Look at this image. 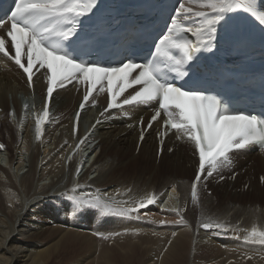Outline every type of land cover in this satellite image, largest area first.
Instances as JSON below:
<instances>
[{"label": "bare ground", "instance_id": "6f19581e", "mask_svg": "<svg viewBox=\"0 0 264 264\" xmlns=\"http://www.w3.org/2000/svg\"><path fill=\"white\" fill-rule=\"evenodd\" d=\"M1 59L0 109L4 112L0 113V161H4L1 153L6 152L8 163L0 165V264H61L68 262L67 254L83 256L79 264H264V247L247 246L236 239L253 227L264 230V186L254 180L264 174L261 157L236 154L238 165L213 178L238 174L237 182L210 185L212 197L199 189L192 203L194 143L180 138L174 154L165 151L159 162L155 136L149 135L136 154L137 132L125 128L138 122L121 118L117 125L108 131L101 128L76 149L85 134L80 131L78 143H74L73 116L67 113L72 94L52 101V112L59 117H53L56 121L47 135L37 141L31 113L41 107L42 86L37 83L32 89L14 63ZM19 91L33 96V108L20 101ZM9 94L13 95L16 121L10 115ZM99 106V113L107 107L103 98ZM142 114L139 111L136 118ZM62 124L65 130H59ZM93 141H98L99 150H93L94 160L87 166L84 152ZM180 146L186 148L177 151ZM72 154L70 179L65 184V167ZM25 164L27 173L23 171ZM84 166L87 168L80 175ZM247 182L250 189L242 192ZM140 193L141 197H136ZM147 195L154 197L155 203L148 205L149 212L141 222H136L133 214L127 219L93 208L76 210L72 203L74 199L99 197L111 207L125 209ZM155 204L164 206L165 211L161 213ZM191 208L197 210L191 215L192 221L203 219L193 226L184 225ZM213 218L219 223L231 220L228 230L203 232L199 228L200 223L212 222ZM159 222L162 228L155 227ZM192 227L198 230L195 241ZM103 257L108 260L104 262Z\"/></svg>", "mask_w": 264, "mask_h": 264}, {"label": "snow or ice", "instance_id": "6c2138e0", "mask_svg": "<svg viewBox=\"0 0 264 264\" xmlns=\"http://www.w3.org/2000/svg\"><path fill=\"white\" fill-rule=\"evenodd\" d=\"M96 8L97 0H14L10 14L0 16V30L6 32L15 55L9 54L2 33L0 54L23 70L29 87L33 85L34 68L47 72V96L42 116L36 119L37 140L43 134L42 126L49 121V103L54 100L57 84L66 87L75 80L87 86L81 110L96 91L106 92L109 96L105 111L152 102L158 104L147 128L163 115L165 129L176 130L181 134L178 138L186 137L194 143L199 154V169L191 189L193 201L197 200V186L202 177H212L230 163V152L251 145L264 150V115L230 110L217 95L177 83L190 78V66L197 54L212 49L218 26L230 14L243 11L264 25V4L259 0H187L186 5L180 0L166 31L154 42L155 52L151 53V59L136 62L127 58L126 62L120 61L116 65L84 62L67 51L68 42L78 36L83 19L93 15ZM162 64L169 75L162 74ZM129 89L134 91L117 102ZM79 117L80 112H77V121ZM140 123V140L143 141L142 119ZM84 142L80 141L81 144ZM72 203L76 210L93 208L108 215H130L155 203V198L149 196L125 209L111 207L99 197L87 201L74 199ZM201 226L205 230H228L226 224L211 221ZM244 240L264 246V230L253 227Z\"/></svg>", "mask_w": 264, "mask_h": 264}, {"label": "rangeland", "instance_id": "374dc122", "mask_svg": "<svg viewBox=\"0 0 264 264\" xmlns=\"http://www.w3.org/2000/svg\"><path fill=\"white\" fill-rule=\"evenodd\" d=\"M14 118H15V116H14ZM2 156H4V155H2ZM3 160H4L3 162L0 161V164H5L6 163L4 157H3ZM25 169H26V164H25ZM64 257H65V260H68V262L61 263V264H79V263H81V262H79V260H84L85 259L83 256L77 257L76 254L75 255L67 254ZM102 259H103L104 262L108 260L107 257H103Z\"/></svg>", "mask_w": 264, "mask_h": 264}]
</instances>
